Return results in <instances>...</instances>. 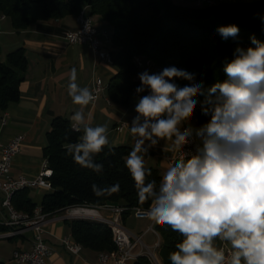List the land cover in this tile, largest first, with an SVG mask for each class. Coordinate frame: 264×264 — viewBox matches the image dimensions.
Wrapping results in <instances>:
<instances>
[{
  "label": "clouds",
  "instance_id": "obj_1",
  "mask_svg": "<svg viewBox=\"0 0 264 264\" xmlns=\"http://www.w3.org/2000/svg\"><path fill=\"white\" fill-rule=\"evenodd\" d=\"M215 30L222 40L238 39L234 24ZM250 43L234 48L223 65L225 79L208 88L194 68L182 64L138 74L135 92L147 94L137 100V115L127 124L135 145L125 167L138 202L149 200L145 215L180 236L168 256L171 264H264V42L252 36ZM176 74L190 79L180 82ZM76 81L72 68L68 95L80 107L70 120L83 135L67 152L80 167L99 174L105 166L94 157L109 144L108 127L92 126L85 109L96 96ZM198 103L208 119L195 127L188 118ZM161 136L171 137L178 152L163 162L158 178L149 177L144 157ZM187 145L192 148L182 151ZM92 190L111 195L120 186L93 184Z\"/></svg>",
  "mask_w": 264,
  "mask_h": 264
},
{
  "label": "trees",
  "instance_id": "obj_2",
  "mask_svg": "<svg viewBox=\"0 0 264 264\" xmlns=\"http://www.w3.org/2000/svg\"><path fill=\"white\" fill-rule=\"evenodd\" d=\"M89 7V15L97 16L112 29L109 50L117 72L108 82L107 94L113 102L127 106L140 86L136 78L137 68L133 62L136 55L152 59L164 68L173 63L196 70V77L205 88L223 81V65L232 59L234 48L244 43L250 46V37L264 42L261 2L223 3L211 7H189L173 0H0V13L10 20L16 30H24L40 22L60 20L77 15L83 6ZM238 26V39L222 40L216 32L218 26ZM27 59L25 49L10 50L0 61V110L19 99V84L24 78ZM180 82L189 77L176 74ZM145 93H141L144 95ZM193 95H197L193 93ZM200 100L203 97L197 96ZM200 122L203 118L200 116ZM82 132L72 128L64 117H55L46 134L44 157L52 171L49 178L52 190L40 201L44 212L54 214L71 206L81 204L100 205L113 203L127 208L122 219L133 207H147L149 200L138 202L134 181L125 167L131 148L127 145H106L94 157L103 163L102 173H96L76 164L67 152L70 143L79 142ZM147 176L159 177L160 171L146 167ZM109 187L119 184L120 190L111 195L97 196L92 185ZM16 210L31 212L36 205L29 189L17 191L12 197ZM71 237L82 247L97 252L115 248L112 233L107 224L96 220L74 218L69 222ZM160 235L157 246L159 264H171L169 253L180 240L178 233L158 221L154 224ZM6 228L0 226V232ZM0 264L3 262L0 261ZM134 264H154L146 255L138 256Z\"/></svg>",
  "mask_w": 264,
  "mask_h": 264
},
{
  "label": "crops",
  "instance_id": "obj_3",
  "mask_svg": "<svg viewBox=\"0 0 264 264\" xmlns=\"http://www.w3.org/2000/svg\"><path fill=\"white\" fill-rule=\"evenodd\" d=\"M82 9L85 14H89L88 6L85 5ZM92 18L99 36L102 38L104 33L108 35L104 28L96 26L100 19L97 16ZM77 25V15L40 22L24 30L14 29L7 17L0 19V61L5 59V55L10 50L17 47L25 49L27 59L24 78L19 84V99L9 103L4 110H0V149L12 137L19 134L24 136L21 150L12 160L10 174L13 177L18 175L32 177L38 174L45 159L46 134L51 128L52 120L58 116L70 120L73 112L79 109L80 106L73 104L68 95L70 70L75 68L76 82L80 87L89 89L94 75L108 83L117 72L115 66L95 61L87 44L65 42L62 37L63 31L75 29ZM108 47L109 45L106 44L105 48L109 49ZM107 99L110 98L105 91L85 109L92 113V126L106 125L110 145H127L132 150L135 139L129 133L127 124L130 126L132 119L137 115L134 109L138 99L134 94L127 106L119 105L112 100L108 104ZM188 122L195 127L203 124L200 122V117L195 115H191ZM120 123H126L125 127L121 131L114 130V127ZM176 151L177 147L172 144L171 137L161 136L144 157L145 166L157 168L161 173L163 162L167 161L168 157H173ZM47 192L48 190L42 188L29 189V195L35 203H39ZM2 196L0 191V200ZM68 210L66 208L52 214L45 225L42 235L52 249L48 262L50 264H100L99 252L82 247L78 255H74L60 244L62 237L71 236L70 220L78 218L75 214H68ZM3 214L4 210L0 206V219ZM136 220H145V226L137 229ZM122 222L131 232L140 235L142 241L148 245L144 241L146 236L151 242L149 247H153L161 240L156 230L155 233L147 230L151 224L154 228L155 221L152 223L150 219H135L131 214H127ZM31 246L32 235L29 232L20 237L0 238V261L3 264H25L14 260L12 252L15 249L29 250ZM154 252L157 255V247L154 248ZM105 264H113V262L110 260Z\"/></svg>",
  "mask_w": 264,
  "mask_h": 264
},
{
  "label": "built area",
  "instance_id": "obj_4",
  "mask_svg": "<svg viewBox=\"0 0 264 264\" xmlns=\"http://www.w3.org/2000/svg\"><path fill=\"white\" fill-rule=\"evenodd\" d=\"M261 2V13L264 16V0H194L197 7H211L223 3L234 2ZM5 18L4 14L0 15V19ZM78 25L75 29H68L63 31L62 37L68 44H87L93 54L95 61H101L107 64H113V58L110 50L105 48L109 43V36L105 33L101 38L95 27L92 16L85 14L81 9L77 14ZM248 43H244L242 47H249ZM133 62L137 68L136 78L138 74L147 70L149 74L159 73L164 69L163 66L156 64L152 59L136 55ZM139 80V79H138ZM108 83H105L99 76L94 75L90 90L96 96L95 102L105 91H107ZM147 94V92H145ZM144 94V95H145ZM139 99L141 94H135ZM198 101L200 100L197 98ZM110 99L107 103L110 104ZM195 115L203 118V123L207 121L208 117L201 113L199 103L195 107ZM4 122V119H3ZM126 123H120L114 127V130L121 131ZM73 128V127H72ZM24 136L19 134L12 137L7 144L1 146L0 149V191L3 196L0 200V206L4 210L2 219H0V226L6 228L5 231L0 232V238H12L24 236L26 233L32 235V246L29 250L15 249L12 252L14 260L25 264H50L49 257L52 254L51 247L45 242L43 238V231L46 223L52 214L43 211L39 203L33 207L31 212L19 211L13 207V195L22 189H45L52 190V185L49 180L52 171L49 167L48 160L45 158L41 164L40 170L35 176L18 175L13 177L10 174L12 160L16 154L21 150ZM192 148V145L185 146L182 151ZM177 151L173 157H168L167 160L175 158ZM147 207H133L130 214L135 219H150L154 223V219L147 217L144 210ZM68 214H75L78 218L96 220L108 225L112 233V240L115 248L111 251H102L98 253V261L100 264H105L112 260L113 264H134L138 256L146 255L154 264H157L156 254L154 248L158 246V242L153 247H149L143 241L140 235H136L127 229L122 222V213L127 210L125 206L103 203L100 205L81 204L68 207ZM148 231L155 233V229L151 224ZM60 244L70 253L78 255L82 245L76 242L71 236H64L60 239Z\"/></svg>",
  "mask_w": 264,
  "mask_h": 264
},
{
  "label": "rangeland",
  "instance_id": "obj_5",
  "mask_svg": "<svg viewBox=\"0 0 264 264\" xmlns=\"http://www.w3.org/2000/svg\"><path fill=\"white\" fill-rule=\"evenodd\" d=\"M173 2L176 3V4L185 5V6H189V7H194L195 6L194 0H173ZM96 26H101L102 28H104L105 32H107L108 35H111L112 29H111L109 24L104 23L102 20H99V22L96 24ZM135 222H136L135 227L137 229L142 228L146 224L145 220H136ZM144 241L146 243H148V245L151 244V242L148 241L146 236L144 237ZM156 258H157V255H156ZM157 261H158L157 264H159L158 258H157Z\"/></svg>",
  "mask_w": 264,
  "mask_h": 264
}]
</instances>
